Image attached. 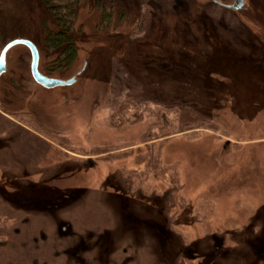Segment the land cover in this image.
Wrapping results in <instances>:
<instances>
[{"label":"rangeland","instance_id":"obj_1","mask_svg":"<svg viewBox=\"0 0 264 264\" xmlns=\"http://www.w3.org/2000/svg\"><path fill=\"white\" fill-rule=\"evenodd\" d=\"M112 5L107 33L93 6L81 8L78 56L58 70L43 48L50 14L40 0H0V51L32 40L44 75L76 80L46 89L31 76L26 47L8 53L0 264H264V7ZM176 99H191L215 126L160 138L168 171L157 179L138 159L148 155V133L162 135L150 116L157 102ZM176 117H166L172 131Z\"/></svg>","mask_w":264,"mask_h":264},{"label":"trees","instance_id":"obj_2","mask_svg":"<svg viewBox=\"0 0 264 264\" xmlns=\"http://www.w3.org/2000/svg\"><path fill=\"white\" fill-rule=\"evenodd\" d=\"M54 16L57 18L58 21L57 23L53 24L55 25V28L49 30L47 42L51 43L52 46L56 49L64 48V52L59 57L58 61L64 63H72L77 57L76 47L73 41L74 37L72 35L73 24L76 16L75 8L70 5L69 0H60V5L54 12ZM106 16H104L105 19L103 21H106ZM143 27H146V25H143ZM211 88L214 87H209L206 85L204 87L206 91L205 94H208V90ZM115 92L116 89L113 90V94L110 98H113L115 96ZM188 100L189 101L180 102L176 99L177 102L169 103L167 105L157 102L156 106L158 109H160V112L155 115L153 113L150 114L151 118L156 119V123L160 128L159 130L162 135L160 137H158L157 135L153 137L150 133H148L143 142L147 146L148 155H145V158L142 157L138 159V162L146 163V167L149 168V171L157 179L161 176H164L168 171L162 167L161 161V149L163 148L164 143H161L162 145L159 149H156V146L154 145L160 138L167 139L177 133L191 132L196 131L198 129L213 130V127L215 126V121L210 116L202 115L198 108H196L195 105L190 102L191 99ZM201 110L208 111L206 107H203ZM167 111H176L177 113V117L174 120V131L171 130V128L173 127L171 126V123L166 120V117L168 116ZM121 112L122 108L120 109L119 113ZM112 120L117 121L114 117H112ZM122 121L123 120L118 119L117 123L114 122V124L119 126L123 123ZM131 174L135 178L137 177L136 179L140 180L139 183L143 182V175H140L142 178L141 179L138 178L139 174H137L136 172H131ZM172 175L173 176L171 179V183L174 185L178 184L179 180L177 175L175 173H173ZM147 176V174H144L145 178H148Z\"/></svg>","mask_w":264,"mask_h":264},{"label":"flooded vegetation","instance_id":"obj_3","mask_svg":"<svg viewBox=\"0 0 264 264\" xmlns=\"http://www.w3.org/2000/svg\"><path fill=\"white\" fill-rule=\"evenodd\" d=\"M40 2L42 4V6L46 9V11L50 14V19L49 20L47 19L46 24L43 25V29H44L43 48L48 49V50H52L53 52H55V53H53V55L55 58V62L57 63V65L59 67L58 70H62L64 68L67 69L70 66H72V64L74 63V61L76 60L77 57L75 58V60L72 63L60 62V61H58V59L61 56V54L64 52V48H61V49L57 48L56 49L52 46L51 43L47 42L49 30L54 29L55 25H53V24L57 23V21H58L57 18L54 16V12L56 11L57 7H59L60 0H40ZM69 2H70V5L75 8V11H76L75 19H77L79 12H80L82 7L90 5L91 8H92V6L95 8V13L100 14V22L99 23L101 24V26L99 28L103 29L106 27L104 30H102L103 32H106V29H110V26H112V19H113L112 18V11L114 10V7L112 5V0H69ZM210 2L212 3L213 7H216V8L218 7L220 9H224V10L231 11V12L238 13V14H239V12L247 10L249 7L254 8V11H257L258 8L264 7V0H210ZM255 14H256V12H255ZM106 15H109V16H106ZM104 16H106V18H107L106 21H103L105 19ZM248 18L251 20V24L256 25L257 21H256V19H253L255 17H253V18L248 17ZM243 22L244 21H242L240 23H243ZM103 25H105V27ZM72 35L74 37L73 41L75 43L76 52H77V56H78V53H79L78 42H77V35L78 34L76 32V29L74 31V28L72 31ZM17 39L27 40V41L32 42L35 45V47L37 48L38 53H39V65H38L39 72L43 76L48 77L40 71V51H39L37 45L32 40H29V39L16 38L14 40H17ZM14 40H12V41H14ZM12 41H10V42H12ZM10 42H8L6 45H4L2 47V49L0 51V56H1V53L4 50V48ZM20 46H24V45H20ZM24 47H26L29 50L30 55H31L30 71H31V76L33 78L32 70H31L32 60H33L32 51L27 46H24ZM7 59H8V54H7ZM60 68H62V69H60ZM7 70H8V66H7ZM46 70H47V68H46ZM48 78H50V77H48ZM33 80H34V78H33ZM34 82H36V81L34 80Z\"/></svg>","mask_w":264,"mask_h":264},{"label":"water","instance_id":"obj_4","mask_svg":"<svg viewBox=\"0 0 264 264\" xmlns=\"http://www.w3.org/2000/svg\"><path fill=\"white\" fill-rule=\"evenodd\" d=\"M19 45H24L27 46L28 48L31 49L32 51V55H33V60H32V74H33V78L34 80L40 84L41 86H43L46 89H55L58 87H67V86H71L75 83V79H71L69 81H62V80H58V79H52V78H48L43 76L38 69V65H39V53L37 48L35 47V45L27 40H22V39H17L14 40L12 42H10L2 51L1 56H0V77L7 71V54L8 52L16 46Z\"/></svg>","mask_w":264,"mask_h":264}]
</instances>
